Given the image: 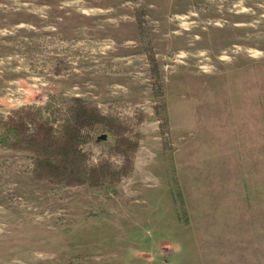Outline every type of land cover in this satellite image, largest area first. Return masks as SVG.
<instances>
[{
    "label": "rangeland",
    "instance_id": "1",
    "mask_svg": "<svg viewBox=\"0 0 264 264\" xmlns=\"http://www.w3.org/2000/svg\"><path fill=\"white\" fill-rule=\"evenodd\" d=\"M0 264H264V0H0Z\"/></svg>",
    "mask_w": 264,
    "mask_h": 264
},
{
    "label": "trees",
    "instance_id": "2",
    "mask_svg": "<svg viewBox=\"0 0 264 264\" xmlns=\"http://www.w3.org/2000/svg\"><path fill=\"white\" fill-rule=\"evenodd\" d=\"M67 112V118L62 119L63 123L58 126V130L54 128L45 129L44 135H39V143L37 149L34 151L37 157V167L41 170L51 169L56 173H60L61 169L76 168L80 163L77 162V157H80L79 137L82 129L85 126L94 124H102L104 118H101L97 108H87L80 99H75L70 102ZM46 125V124H45ZM45 125L40 126L41 129ZM59 132L58 135L53 134ZM52 131V132H51ZM61 131V132H60ZM56 137V138H55ZM135 151V145L131 148ZM110 165L108 163H100L97 166L89 167L88 172L74 173L73 170L69 172V182L72 186L88 185L90 187H99L105 183V173L109 171ZM106 173V174H107ZM41 178L43 176H40Z\"/></svg>",
    "mask_w": 264,
    "mask_h": 264
},
{
    "label": "crops",
    "instance_id": "3",
    "mask_svg": "<svg viewBox=\"0 0 264 264\" xmlns=\"http://www.w3.org/2000/svg\"><path fill=\"white\" fill-rule=\"evenodd\" d=\"M103 80L106 81V79H104V78H103ZM135 86H136L135 84H133V86H132V85H131V86H130V85H129V86H127V85H123V87L121 86L125 91H124V93L122 94V96H120V97L123 98V99H128L130 96H128L129 93H126V92H129V89H131L132 87H133V88H136ZM126 89H128V90H126ZM140 95H141V94H140ZM139 97H140V96H139ZM142 99H143L145 102H144L143 100H140V102H144V103L147 102V98H144V97H143ZM131 101H133V100H131ZM151 133L153 134L154 137H156V131H155V129H152V130H151ZM146 135H147V134H146ZM149 135H150V134H148V136H149Z\"/></svg>",
    "mask_w": 264,
    "mask_h": 264
}]
</instances>
